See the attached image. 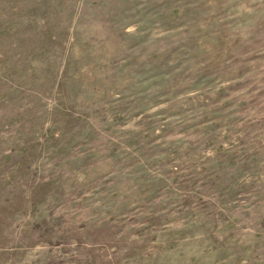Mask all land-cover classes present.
I'll use <instances>...</instances> for the list:
<instances>
[{
  "label": "rangeland",
  "instance_id": "374dc122",
  "mask_svg": "<svg viewBox=\"0 0 264 264\" xmlns=\"http://www.w3.org/2000/svg\"><path fill=\"white\" fill-rule=\"evenodd\" d=\"M0 264H264V0H0Z\"/></svg>",
  "mask_w": 264,
  "mask_h": 264
}]
</instances>
